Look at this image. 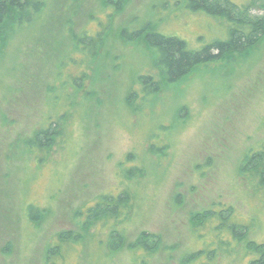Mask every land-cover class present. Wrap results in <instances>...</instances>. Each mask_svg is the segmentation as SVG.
Returning <instances> with one entry per match:
<instances>
[{
	"label": "rangeland",
	"instance_id": "1",
	"mask_svg": "<svg viewBox=\"0 0 264 264\" xmlns=\"http://www.w3.org/2000/svg\"><path fill=\"white\" fill-rule=\"evenodd\" d=\"M106 1L51 0L45 27L35 22L19 31L11 27L5 35L0 48V264H45L52 237L78 230L73 223L77 209L100 194H117L133 184L134 214L117 226L126 236L124 243L115 244L122 246L120 253L104 259L110 249L99 241L106 244L108 232L91 228L90 239L69 253L71 264H185L183 258L202 249L217 252L188 264H248L239 239L222 244L209 228L202 231L205 238L198 237L190 216L223 201L254 220L248 237L264 242V193L255 192L240 174L251 148L264 141V34L247 53L199 66L166 86L151 104L142 105L136 79L158 75L157 55L146 46L144 33L154 28L184 39L194 49L226 34L209 17L171 8L170 0H128L115 12L81 87L66 88L75 96V105L48 159L37 164L18 142L20 135L33 136L46 122L57 96L64 104L66 90L57 86L69 67L60 62L76 54L74 34L94 31L93 16L107 17ZM258 4L260 9L252 10L250 18L264 15V0ZM146 23L142 37L127 38ZM61 69L64 76L59 78ZM49 84L55 90L48 96ZM88 91L92 97L86 96ZM132 92L140 96L136 113L126 104ZM151 138L168 145L163 155L149 154ZM131 152L139 155L140 163L147 156L153 162L137 184L120 168ZM176 193L183 201L175 208ZM30 204L48 207L45 223H28L24 208ZM146 230L164 240L163 248L150 256L131 250ZM7 246L10 253L5 254Z\"/></svg>",
	"mask_w": 264,
	"mask_h": 264
},
{
	"label": "trees",
	"instance_id": "2",
	"mask_svg": "<svg viewBox=\"0 0 264 264\" xmlns=\"http://www.w3.org/2000/svg\"><path fill=\"white\" fill-rule=\"evenodd\" d=\"M50 1L0 0V48L5 43V35L11 27L19 31L34 25L35 22H39L41 27H45ZM127 1L107 0L105 8L109 10V13L106 15V20L93 16L91 21L96 23L97 29L95 27L94 31H90V29L84 30L79 36L74 34L77 41L74 42V53L76 54L72 57L70 55L67 58H63L60 62L61 66L69 68L64 78H61L64 76L62 69L59 71V78H61V83L57 82L59 91L63 88L65 90L66 88L76 90L81 87L82 82L87 78V66L98 55L105 36L111 28L115 12ZM170 1L173 9L204 15L209 17L213 23H219L220 27L224 29L226 36L223 39H216L207 45L204 43L200 49H194L184 39L177 36H169L154 28H151L154 32L148 31L146 35L144 33L146 46L154 50L157 55L154 65L158 69V75L157 77L155 76L156 74L140 75L136 79L135 84L138 83L140 85L143 95L142 101L144 103L142 105L147 104V102L151 104L152 100L166 86L180 82L199 66L218 62L234 53H247L264 34V15L258 18H250L248 16L252 10L260 9L258 0H244L241 2L237 0ZM161 6H165V4H161ZM67 22L69 24H67V27L72 31V20L69 19ZM143 27L135 29L133 34L127 35V38L134 40L142 37L145 28L148 27L147 23ZM122 34L126 37V32ZM68 58H71L70 61L66 60ZM71 67L75 69L72 72L69 71ZM46 90L49 96L50 93H54L55 89L49 84L46 85ZM90 94L92 92L88 91L86 96L92 97ZM58 98L57 96V101L53 104L55 106L52 114H48L46 122L35 131L33 136L25 137L20 135L18 140V142H22L25 151L31 153L32 160L37 164H42L48 159L52 146H55L61 136H64L62 125L68 118V111L75 105V96L68 93L67 90L63 98L64 104ZM139 98L140 96L137 92H132L131 97L129 96L126 99V104L133 108L134 113L141 109V105H135ZM153 137L156 136L153 135ZM153 140L151 138L152 143H150L149 154L151 156L163 155L167 151L168 145L165 146L166 144L164 143L159 145ZM262 142L259 147L251 148L240 174L245 176L251 186L255 187V192L262 191L264 193V141ZM138 157L139 155L137 156L131 152L120 163L123 176L130 180L131 183H136L144 178L153 165V162H148L151 161V157L147 156V160L143 158L144 163H140ZM126 164H128V167ZM156 165H159V163H156ZM133 185L117 192V194L111 191L100 194L94 198L90 205L77 209L73 215V223L78 230H64L52 237V241L46 249L45 264H71L68 261L69 257L86 240L90 239L89 231L91 228L105 229L108 232L106 235L107 243L104 244L102 240L99 241L100 245L103 244L106 249H110L107 255L106 251L102 255L104 259L120 253L122 246L116 248L115 244L116 242L124 243L126 236L117 226L128 223L130 217L134 214L135 192L132 190ZM181 198L182 194L176 193L173 204L175 208L182 205L183 200ZM24 209L26 220L33 225H41L49 217V209L45 206L39 207L30 204ZM190 221L193 228L192 232L198 237L205 238L207 234L202 233V231H204V228H209L222 244L229 238L239 239V243L245 244L243 249L248 264H264V242L257 243L248 237L254 220L246 219L245 215L239 212L234 205L220 200L215 201L207 210L193 213L190 216ZM77 244L80 245L76 248ZM163 246L164 240L161 234L146 230L131 244V250L136 252L144 251L150 256L157 253V251L159 252ZM8 252L10 253V248L7 246L4 249V253L8 254ZM70 252L71 254H69ZM207 252L209 251H206V249L195 250L188 258H183L182 261L185 264H188L190 260L200 261L206 255L212 254L211 256H214L217 251L214 249L210 254ZM216 257L218 256L216 255Z\"/></svg>",
	"mask_w": 264,
	"mask_h": 264
}]
</instances>
